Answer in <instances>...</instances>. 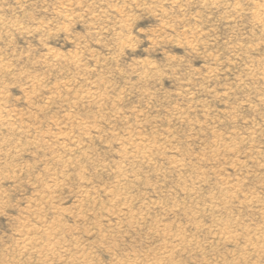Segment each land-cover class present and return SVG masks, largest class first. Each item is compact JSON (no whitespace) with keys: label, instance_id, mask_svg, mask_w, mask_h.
<instances>
[{"label":"rangeland","instance_id":"rangeland-1","mask_svg":"<svg viewBox=\"0 0 264 264\" xmlns=\"http://www.w3.org/2000/svg\"><path fill=\"white\" fill-rule=\"evenodd\" d=\"M0 113V264H264V0H0Z\"/></svg>","mask_w":264,"mask_h":264},{"label":"bare ground","instance_id":"bare-ground-1","mask_svg":"<svg viewBox=\"0 0 264 264\" xmlns=\"http://www.w3.org/2000/svg\"><path fill=\"white\" fill-rule=\"evenodd\" d=\"M3 108V107H2ZM5 110V109H4ZM0 115H1V113H0ZM10 115V114H9ZM1 118V117H0ZM1 120H3V119H1ZM0 120V121H1ZM2 125V124H1ZM66 140V139H65ZM136 141V140H135ZM66 142V141H65ZM134 143V142H133ZM133 145H135V144H133ZM63 148V147H62ZM65 152V151H64ZM24 226V225H23ZM23 236V235H22ZM24 237V236H23ZM27 239H29V238H27ZM30 239H32V238H30ZM37 239V238H36ZM23 242H25L24 240H22ZM27 241V240H26ZM35 242H36V240H35ZM34 242V243H35ZM30 245V244H29ZM47 245V244H46ZM31 246V245H30ZM33 247H34V245H32ZM25 248V247H24ZM29 248V247H28ZM32 248V247H31ZM31 248H29L30 250H31ZM45 248V247H44ZM49 248V247H48ZM27 249V248H26ZM33 249V248H32ZM66 251V250H65ZM40 252V251H39ZM81 257V256H80Z\"/></svg>","mask_w":264,"mask_h":264}]
</instances>
